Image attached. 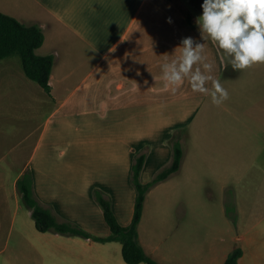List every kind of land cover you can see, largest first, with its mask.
<instances>
[{"label": "crops", "instance_id": "1", "mask_svg": "<svg viewBox=\"0 0 264 264\" xmlns=\"http://www.w3.org/2000/svg\"><path fill=\"white\" fill-rule=\"evenodd\" d=\"M202 3L203 0H0V11L42 28L44 41L36 49L37 54L53 56L49 92L31 79L22 80L26 91L35 94V98L25 100L26 105L46 106V112L26 160L18 168L14 185L21 173L30 169L36 197L58 219L104 236L109 227L92 194L95 187L100 188L110 198L117 220L128 224L135 199L129 182L135 154L146 142L154 148L149 146L144 169L150 157L161 160V154L166 156L169 151L168 147L162 151L155 148L156 138L169 137V124L161 105L169 111L175 106L180 112L171 128L185 127L184 139L194 141L197 169L207 166L205 154L210 152L212 169L218 171L223 187L242 182L243 172L252 168L245 155L250 153L248 140L254 131L253 123L255 129L264 131V64L232 71L224 86L229 99L219 106L212 104L211 115L199 114L207 95L193 92L187 80L173 94L162 79L161 65L179 54L175 49L183 38L204 42L196 24L203 12ZM206 54L215 61L213 75L221 81L227 68L220 50L207 41ZM11 101L16 103V98ZM253 103L259 106L255 115L250 112ZM236 148L242 149L239 162L234 158ZM183 150L180 168L189 161V149ZM168 161L169 157L163 163ZM189 162L191 166L192 161ZM12 165L7 160V168ZM260 182L258 195L246 193L242 197L250 205L241 208L236 204L240 219L234 223L236 233L231 246L218 249L212 245L211 255L202 264H221L237 246L243 250L238 264L245 258L264 264V180ZM154 186L146 192L138 240L147 254L167 264L168 254L160 243L166 242V248L172 250L174 245L167 243L172 226L158 223L162 232L146 226L145 232L142 224L146 200ZM15 190L18 204L16 185ZM125 190L128 192L124 196ZM167 210L170 209L161 213L166 219L172 216ZM187 214L185 210L179 213L180 217ZM11 219L8 215L7 243ZM32 238L35 244L30 241ZM17 242L21 249L29 242L32 256L35 255L30 256L32 264L42 258V247L60 250L86 264H128L116 254L118 245H107L115 240L102 243L51 230L32 231L28 238L20 229ZM109 251H115L114 261L109 258ZM19 264L29 263L20 259Z\"/></svg>", "mask_w": 264, "mask_h": 264}, {"label": "rangeland", "instance_id": "2", "mask_svg": "<svg viewBox=\"0 0 264 264\" xmlns=\"http://www.w3.org/2000/svg\"><path fill=\"white\" fill-rule=\"evenodd\" d=\"M7 64L10 69H7ZM230 69H232L231 66H228L221 78L223 86L231 79L232 75L230 73L232 71ZM22 80L31 81L23 72L20 58L17 54L0 60V264H19L20 259L32 264L30 260L32 250H30L31 247L28 245L29 242H26L25 247L21 249L17 242V236L20 229L28 238H30V232L37 231L28 207L20 198H18V204L16 203V190L13 180L18 168L28 156L30 144L42 124L46 106H36L30 103L31 107L26 105L25 100L35 98V94L26 91ZM33 83L38 85L36 82ZM13 98H16V103L11 101ZM206 98L207 101L199 114L211 115V97L207 96ZM175 108L174 106L169 111L168 107L161 105V109L165 113L164 117L167 116L165 120L169 124V132L167 133L169 137L167 139H163L164 137L156 138L158 143L155 148L162 151L164 147H168L169 151L166 156L161 154L163 157H159L161 160H157L153 156L150 157L141 171L140 179L142 182H149L158 171L171 161L172 148L170 138L174 136L180 138L183 149H189L188 153L186 151V157H188L187 160L192 161V165L188 166L190 162L187 161L185 166L179 167L162 185V182L157 185L159 181L153 184L157 186H154L153 191L146 200L142 224L145 232L148 231L145 226L147 228H155L159 232H162L159 225L163 222L168 227L172 226L173 230L169 233V238L167 239L168 244L174 245L172 250L166 248V242L161 241L160 243L161 247H163L162 250L168 254L165 261L167 264H202L211 255L212 249L210 247L212 245L222 249L231 246L233 243L231 238L236 233L234 223L237 219H240V211L236 204L240 205L241 208H244V204H251L250 202L242 201L243 195L246 193L250 195L259 194L260 181L264 180V131L261 128V131L255 129V123H253L252 129L258 133L256 134L253 131L250 136L248 140L250 153L245 155L246 162L250 161L252 168L243 172L242 182L223 187L220 176L217 173L218 171L212 169L213 154L210 152L206 153L205 157L207 159L205 158V162L207 166L197 169L195 167L196 146L194 141L190 138L185 140V127L171 128L173 120L180 115V112ZM258 108V104L253 103L250 106V112L255 115L258 113ZM156 109L158 110L159 107ZM161 129L160 126L156 129V132L158 133ZM190 136L192 135L190 134ZM148 144L149 142H146L138 152H145L147 156L149 146L152 148ZM238 145L239 143L237 142ZM236 151L237 154L234 155V158L236 162H239L242 156L239 152L242 149L236 148ZM168 157L169 161L164 164V160ZM7 160L13 162V165L9 168H7ZM189 167H192V169ZM129 182L131 185L130 192H132L131 189L134 190V187L131 180ZM127 192V190L124 191V196L127 195ZM164 209H170L167 211L172 212V216L168 217V219L161 214ZM181 210L187 211L186 217H180L179 213ZM8 215L12 218V230L7 243ZM122 219L123 217L121 216ZM185 228L186 231H184ZM194 229L198 230V232H194ZM220 237H223V239H220ZM180 238L182 241L181 245L179 244ZM30 241L34 244L36 243L33 238ZM113 243L119 246L116 254L119 258L122 257L119 242H111L107 245H113ZM41 254L42 258L40 261L33 264H86L83 259H76L74 256H69L51 247H42ZM113 256H115V251H109V258L113 260ZM32 257H35L34 253ZM140 264L144 263L141 262ZM242 264L258 263L254 262L252 258H245Z\"/></svg>", "mask_w": 264, "mask_h": 264}, {"label": "trees", "instance_id": "3", "mask_svg": "<svg viewBox=\"0 0 264 264\" xmlns=\"http://www.w3.org/2000/svg\"><path fill=\"white\" fill-rule=\"evenodd\" d=\"M44 41V32L37 24H25L16 17L0 11V60L17 54L25 75L35 81L46 92L50 91L49 78L53 66L51 54H37L36 49ZM233 71L232 69H230ZM232 74V72L230 73ZM172 157L168 165L163 167L149 182H142L140 173L144 164L145 152L134 156L131 166L130 180L135 190L133 213L128 224H121L113 211L110 198L95 187L92 194L100 206L103 218L109 227V233L104 236L95 235L78 224L58 219L51 208L45 206L36 197L33 189V176L30 169L24 170L16 179V189L21 201L30 210L35 228L38 231H54L60 234L78 235L92 240L106 242L119 241L121 255L128 264L143 262L144 264H161L146 253L138 240V224L140 222L146 192L154 183L165 179L180 167L183 158V147L178 136L170 138ZM243 250L240 246L231 250L221 264H238Z\"/></svg>", "mask_w": 264, "mask_h": 264}, {"label": "clouds", "instance_id": "4", "mask_svg": "<svg viewBox=\"0 0 264 264\" xmlns=\"http://www.w3.org/2000/svg\"><path fill=\"white\" fill-rule=\"evenodd\" d=\"M201 7L196 24L204 42L183 38L175 49L179 54L161 65L162 79L173 94L187 80L193 92L219 106L229 93L213 75L215 61L206 54V42L220 50L225 67L233 71L264 64V0H203Z\"/></svg>", "mask_w": 264, "mask_h": 264}]
</instances>
